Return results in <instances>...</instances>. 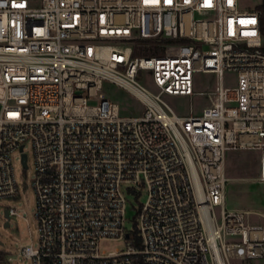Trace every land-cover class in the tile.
<instances>
[{"label":"built area","instance_id":"2783aa9c","mask_svg":"<svg viewBox=\"0 0 264 264\" xmlns=\"http://www.w3.org/2000/svg\"><path fill=\"white\" fill-rule=\"evenodd\" d=\"M260 16L241 0H0V200L19 196L13 158L27 169L29 147L35 165L38 244L19 254L32 264H264V212L225 207L228 152H255L264 186ZM142 47L157 54L134 55ZM198 73L217 81L196 110ZM105 82L141 115L97 96ZM166 96L186 97L188 114ZM143 192L136 246L127 195ZM104 240L127 247L101 253Z\"/></svg>","mask_w":264,"mask_h":264},{"label":"rangeland","instance_id":"374dc122","mask_svg":"<svg viewBox=\"0 0 264 264\" xmlns=\"http://www.w3.org/2000/svg\"><path fill=\"white\" fill-rule=\"evenodd\" d=\"M264 0H241L246 9H254ZM139 56H147L145 53ZM214 75L194 74L192 103L196 110L205 105V99L197 93L205 92L216 84ZM225 85H232L234 77L225 75ZM144 86L153 90L150 80L143 82ZM103 99L116 102L120 108V115L123 117H138L143 111L141 103L125 90L105 82L97 96ZM165 100L178 115L188 114V99L181 96H166ZM28 168L23 169L18 157L13 158V170L16 182L19 187V196L16 199L0 200V264H32L30 259L19 254L21 247H31L33 250L38 244V222L35 218L36 199L32 187L34 180V156L32 150L26 148ZM226 176L229 182L226 186L225 207L227 210H260L264 212V186L257 183V154L249 151H236L227 153ZM134 195H127L126 223L125 228L131 231L134 225V217L139 204L144 203L146 194L143 192L138 198ZM13 208L16 212L9 222V227H4L5 219L3 211L6 208ZM101 253L121 252L127 247L124 240H104L99 242ZM232 264H249V262L233 261Z\"/></svg>","mask_w":264,"mask_h":264},{"label":"trees","instance_id":"16d2710c","mask_svg":"<svg viewBox=\"0 0 264 264\" xmlns=\"http://www.w3.org/2000/svg\"><path fill=\"white\" fill-rule=\"evenodd\" d=\"M257 9L261 12V16H260V22H261V27H262V33L264 35V3H261L260 5L257 6ZM140 53H145V54H157L156 51H149L147 50L145 47L140 48L139 51H135L134 55H138ZM138 198V195L136 194V197ZM135 218V217H134ZM134 220V219H133ZM128 239H131L134 241V244L136 246H138V238H137V232H136V228H135V223L133 225V229L131 231H128Z\"/></svg>","mask_w":264,"mask_h":264},{"label":"water","instance_id":"95a60500","mask_svg":"<svg viewBox=\"0 0 264 264\" xmlns=\"http://www.w3.org/2000/svg\"><path fill=\"white\" fill-rule=\"evenodd\" d=\"M25 157L23 156V165L25 166ZM3 217L5 219V222H4V227H9V216H8V211L6 209H4L3 211Z\"/></svg>","mask_w":264,"mask_h":264}]
</instances>
